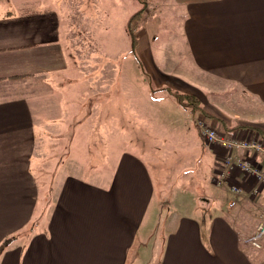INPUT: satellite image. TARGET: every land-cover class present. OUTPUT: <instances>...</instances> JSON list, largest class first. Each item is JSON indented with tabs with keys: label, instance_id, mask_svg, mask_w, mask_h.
<instances>
[{
	"label": "crops",
	"instance_id": "0c3cea01",
	"mask_svg": "<svg viewBox=\"0 0 264 264\" xmlns=\"http://www.w3.org/2000/svg\"><path fill=\"white\" fill-rule=\"evenodd\" d=\"M135 2L0 0V241L17 235L0 264L126 263L157 192L150 166L156 169L154 155L168 142L160 112L175 98L164 86L179 90L187 80L193 89L196 75L236 85L250 97L251 120L234 128L264 137V0H172L180 17L173 41L181 49L170 45L169 52V38L159 47L147 30L170 3L162 0L141 24L139 63L128 35L127 48L111 45L115 33L125 36L124 25L141 7ZM125 53L130 57L121 61ZM198 111H190L192 129L177 134L185 138L177 143L201 155L195 178L204 196L194 197L193 211L166 216L154 264H264V250L242 242L264 214V185L236 166L222 178L224 149L198 134ZM223 122V130L231 128ZM109 124L115 138H130L139 125L154 140L145 151L150 160L139 154V142L100 146L96 139H106L100 135ZM236 153L264 167L260 153ZM184 176L187 182L192 173ZM232 185L241 188L236 195Z\"/></svg>",
	"mask_w": 264,
	"mask_h": 264
},
{
	"label": "rangeland",
	"instance_id": "374dc122",
	"mask_svg": "<svg viewBox=\"0 0 264 264\" xmlns=\"http://www.w3.org/2000/svg\"><path fill=\"white\" fill-rule=\"evenodd\" d=\"M135 1V3H137V0ZM169 1V5L163 10L161 17L158 18L156 24L150 25L147 29L151 33V36L156 35L157 39L159 38L158 43L169 38L167 43L164 42L166 45L165 52H169L170 45L178 46V49H181L179 42L173 41L174 36L176 35V29L180 25L179 6L177 3L172 2V0ZM160 3L162 4V0H146V13H143L141 18L154 14V11L161 6ZM157 10H159V8ZM142 22V20H131L130 29L135 32L138 37L139 34L144 31L143 25L141 28ZM123 33L126 37L122 33H115L113 35L114 41L111 45L114 43V46L112 47L114 51L127 48V46L124 47V45H127L128 42V32L125 25L123 27ZM160 44L161 43H159V47ZM153 48L154 47H152V50L154 51ZM127 49L128 51L130 50L129 48ZM126 54L127 53L120 58L121 61L130 57ZM130 54L131 59L136 63V49H134V51ZM196 77L199 81L193 82V89L187 80H183V82L180 81L177 85L179 86V91L181 92L188 94L189 92L187 91L191 90L192 93H190V95L197 99L198 102H200L199 99H201V103H204L206 107L209 108V111L212 112L214 118H211V120L208 119L207 115L202 111V104L201 106L199 105L201 110L198 111L199 114H197V117L198 115L203 117V120L210 126L213 125L214 127H219L220 131L228 135L235 130V123H238V121L251 120L250 97L247 93L240 90L239 87L233 84L218 81L215 82L207 78L204 80V75H196ZM201 79L204 80V82H202ZM175 100L172 99L170 101V106L166 103V105L161 108V110H163L160 112V117L164 122L165 132L168 133L166 137L168 145L165 143L161 153H157V156L154 155L156 169L153 165L150 166L151 172L155 173V176L158 178V181L155 180V188L157 192H154L153 199L149 203V209L145 220L137 228L135 242L133 244V248L126 253L127 260L125 264H154V256L157 254L158 249L157 243L163 234L165 223L170 221V219H166V216L170 212L174 215V213L185 209L189 212L193 211L195 209L192 207L194 197L198 195L204 196V186L201 183V179L198 177L195 178L197 176L196 169L200 166L201 155L197 152V150L189 152L188 149L182 148L177 143L185 142V138L178 139L179 136H177V134H181L180 137H183L186 132L192 129L189 125L192 114L187 109L184 110L181 106H179ZM157 102H162V100H158ZM156 113L159 115L158 108L156 106H152L151 114L157 115ZM223 120L231 125V128L228 127L226 131L221 127L222 124H224ZM125 124L131 125V123ZM155 130L156 129H153V133ZM104 132L105 134L103 136H106V139H103L104 137L96 139V142L100 146L107 145L110 150L115 147H120L121 145L133 146L134 142H139V154L145 158V161L148 162L150 160L145 151L153 150L154 140H152V137H144L139 125H137L135 131L129 132L130 138H115V128L113 129L110 124L109 131L107 130L101 132L100 136H102V133ZM174 134H176L177 137H175ZM93 143L96 144L95 142ZM81 149L83 152L84 149ZM89 149L87 148L88 153H90ZM223 154L226 155V151L223 150ZM104 156L105 155H98L101 160ZM81 162V160H76L75 164L80 166L79 164H81ZM83 166H85V164H83ZM202 166L203 165L201 164V167ZM101 168L102 167L99 165L98 170H102ZM77 170H79V167H77ZM75 172L78 174L82 171L79 170ZM187 172H191L192 177L186 182V177L188 176H184V174ZM219 199L220 201H224V197H220ZM7 247L8 246H5V248ZM5 248L3 250H5Z\"/></svg>",
	"mask_w": 264,
	"mask_h": 264
},
{
	"label": "built area",
	"instance_id": "2783aa9c",
	"mask_svg": "<svg viewBox=\"0 0 264 264\" xmlns=\"http://www.w3.org/2000/svg\"><path fill=\"white\" fill-rule=\"evenodd\" d=\"M203 117L199 116L194 119V127L203 141L207 144H217L224 151L226 155L222 157V163L226 166V170L222 169L220 175L222 178L227 174V170L233 166L238 167L246 174L254 175L260 183L264 185V167H260L256 162L251 161L247 157L238 156L237 150H249L260 153L264 156V137L261 133H258L251 129L236 128L232 133L225 134L219 130V127L210 126ZM245 131V135L243 134ZM248 132V134L246 133ZM243 132V133H242ZM232 195H236L241 188L239 186L232 185L230 187ZM236 203V200L232 198L228 202V206L232 207ZM242 242L255 249L264 250V214L259 216L253 231L251 234H247L242 237Z\"/></svg>",
	"mask_w": 264,
	"mask_h": 264
},
{
	"label": "trees",
	"instance_id": "16d2710c",
	"mask_svg": "<svg viewBox=\"0 0 264 264\" xmlns=\"http://www.w3.org/2000/svg\"><path fill=\"white\" fill-rule=\"evenodd\" d=\"M138 1L141 2V7L137 11H135V13H133L131 15V17L127 20V23H126L127 32H128V36H129V42H130V47H129L130 50L129 51L131 53H132V51H134L136 43H137V39H138L137 34H135V32L131 31V29H130L131 20L136 19V20L144 21L146 19V17H148V15H147L145 18H141V15L143 13H146V11H145L146 0H138ZM136 60H137V63H139V59L137 57H136ZM163 88L165 90H167L169 93H171L173 95V97L176 99V101L183 108L188 109L191 112H194L196 110L200 111V107H199L200 103L197 101V99L192 97L190 95V93L187 94V93L181 92L177 89H173V88H170L167 86H164ZM151 89L156 90L154 88H151ZM16 238H17V235L11 234V235H8L7 237H5L4 239H2L0 241V253L5 248V246H8L11 242L15 241Z\"/></svg>",
	"mask_w": 264,
	"mask_h": 264
}]
</instances>
